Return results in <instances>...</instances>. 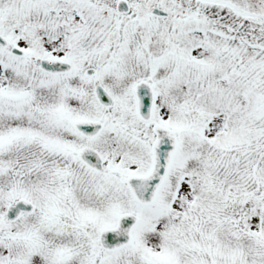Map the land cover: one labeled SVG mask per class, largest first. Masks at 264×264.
<instances>
[{
    "label": "snow or ice",
    "instance_id": "1",
    "mask_svg": "<svg viewBox=\"0 0 264 264\" xmlns=\"http://www.w3.org/2000/svg\"><path fill=\"white\" fill-rule=\"evenodd\" d=\"M0 264H264V0H0Z\"/></svg>",
    "mask_w": 264,
    "mask_h": 264
}]
</instances>
